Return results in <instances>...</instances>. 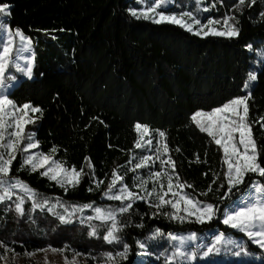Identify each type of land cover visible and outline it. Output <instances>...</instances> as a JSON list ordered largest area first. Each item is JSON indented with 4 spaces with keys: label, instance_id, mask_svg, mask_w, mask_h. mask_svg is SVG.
Instances as JSON below:
<instances>
[{
    "label": "trees",
    "instance_id": "16d2710c",
    "mask_svg": "<svg viewBox=\"0 0 264 264\" xmlns=\"http://www.w3.org/2000/svg\"><path fill=\"white\" fill-rule=\"evenodd\" d=\"M178 1V0H177ZM188 1V0H186ZM9 3L11 29H19L32 42L35 56L33 78H24L12 89L10 98L17 105L31 103L42 109L33 114L40 118L29 124L25 132H34L40 141L39 149L66 162V167H81L85 175L73 188H64L48 177L42 169L32 172L19 168L21 153L13 162L11 178H19L36 191L37 200L51 204L60 200L64 205L92 204L94 207H117L119 201L103 195L112 181L113 173L124 176V182L135 191L133 177L147 178L160 170L159 161L149 168H131L139 158L149 154L147 147L136 148L139 133L135 125H147L154 146L160 141L158 131L165 132V141L175 161L180 180L192 185L185 191L198 199L211 202L219 209L217 217L203 224L194 218L178 222L164 215L165 207L153 217L155 209L145 201H137L130 214L131 223L121 235L131 245L127 260L134 264L139 247L152 229L168 233L234 232L223 224L221 217L239 193L224 200L227 191L224 176L226 164L223 150L207 133L200 131L192 120L197 111H211L229 100L250 93L248 122L261 150L264 162V62L255 67L257 52L264 47V0H245L242 8L238 0H207L209 11L200 18L234 16L239 35L233 38L209 35L197 36L180 25L133 17L129 0H0ZM194 3V1H193ZM177 12V2L168 9ZM219 24V23H218ZM247 45H252L249 49ZM257 79L247 90L249 73ZM27 140L25 141V144ZM198 156V159H197ZM85 157L91 158L94 176ZM135 157V159H133ZM131 161V163H129ZM207 174V175H205ZM215 174V176H214ZM219 176V179H216ZM103 183L97 188L93 180ZM216 181L213 183V181ZM254 182L264 183V177L248 174L239 186L248 191ZM224 187L220 188L219 185ZM120 185H117V187ZM149 184V189L151 188ZM211 186L212 191L208 192ZM91 187L93 191L87 189ZM207 192V195L201 193ZM16 197L0 202V256L34 253L49 246L70 258L74 252L86 258V264H104L103 252L120 250V245L103 240L106 225L98 226L99 238L89 235L86 224L79 223L81 213L73 223L62 224L47 211L31 210V200L25 197V213L19 215L14 206ZM93 208L83 215L93 216ZM138 209V212L136 211ZM57 212L64 209L58 207ZM126 215L123 219L127 220ZM143 224L140 228L136 225ZM248 248L262 249L246 240ZM14 249L5 251V247ZM5 264H20L7 260ZM150 264H162L153 261ZM209 264V263H190ZM217 264H264L258 262H225Z\"/></svg>",
    "mask_w": 264,
    "mask_h": 264
},
{
    "label": "snow or ice",
    "instance_id": "6c2138e0",
    "mask_svg": "<svg viewBox=\"0 0 264 264\" xmlns=\"http://www.w3.org/2000/svg\"><path fill=\"white\" fill-rule=\"evenodd\" d=\"M167 2L168 0H150V6L140 10L139 16L153 20L155 23L169 22L180 25L197 36L207 37L213 35L233 38L239 35V29L236 24H229V20L235 21L234 16L223 18V29H218L214 25L220 23L219 20L206 18L202 23L201 19L191 11H185L179 15L175 12L168 14L164 10ZM255 3L256 0H251V4ZM244 4L245 0H238L236 7L242 8ZM11 7L9 3L0 2V30H4L7 34V41L3 44L2 51H0V202L12 200L16 196L14 202L15 210L19 215L23 216L25 213V197H28L31 200L32 211L47 209L62 224L73 223V218L79 212L81 213L79 223L86 224L90 229L89 235L97 238H99L98 226L93 224L92 221H100L103 225H106L105 234L102 237L103 240L108 244L120 245V250L116 252L106 251L102 253L104 264H121V261L127 260L132 246L125 241L121 233L131 223L130 214L137 201H145L149 207L155 209L152 213L153 217L161 213L165 206H170L171 211L163 214L178 222H184L194 217L196 222L203 224L216 218L219 209L214 203L202 201L195 195L185 191V188L193 186L182 182L179 174L176 173L175 161L169 154L170 149L164 139L165 132L158 131V135L161 138L158 146H153L151 139L142 143L141 141L144 136L149 134L150 129L147 125L140 123L135 125L136 131L141 136L135 146L136 148L147 147L149 151H154L155 156L144 155L140 157L138 162L131 168V171L135 172L137 169L149 168L156 161H159L160 170L150 172L147 178L139 175L133 177L135 188L140 191L130 188L129 184L124 182V176L114 171L112 181L108 184L103 195L110 200L119 201L120 205L117 207L108 206L107 208H102L97 206L93 208L92 204L66 206L60 200L50 205L47 199L37 200L36 191L19 180V178H11L13 162L16 160L18 153L23 156L19 162L20 169L26 166L32 172L43 169L40 175L56 181L65 191L68 190L69 186L77 187L85 175L83 167L79 170H77L75 165L66 167V162L56 159L54 154L57 152V148L53 147L51 154L38 150L40 141L35 139L34 132L26 133L25 128L29 124L36 123V120L40 117L32 114L40 113L42 115V109L31 103L17 105L10 98L11 92L9 89L12 85L7 83L8 78L6 77L9 66L14 64L16 71L31 79L35 60L34 54H24L28 51V45L31 41L27 40L19 29L13 33L5 22L6 18L11 15ZM157 9L161 10L157 11ZM204 10L207 11L208 9ZM132 15L137 16V10H132ZM260 15L264 17V12ZM185 17L188 19H185ZM15 36H18L21 41V46L16 50L15 57L25 62L23 66L14 60ZM247 47L252 49V45H247ZM16 79V76L11 77L13 81ZM256 79L255 73H249V81H255ZM248 86V83L243 85L245 89ZM250 95L248 93L247 95L237 96L208 112L197 111L192 116V120L200 131L207 133L215 144L223 150V161L227 166L224 172L227 191L220 199L229 198L233 194V189H236L239 193L238 200L240 203L223 213V224L243 232L260 249H264V183H253L246 192H240L239 190V186L244 183L248 174H257L260 177H264V162L261 161V150L258 148L251 124L247 119L249 114L247 100ZM26 140L27 143L25 144ZM33 149H37V151H32ZM85 161L90 169V174L94 176L95 167L91 163V158L85 157ZM216 179L218 180L219 176H216ZM93 182L97 185V188L103 183V181L95 179ZM215 182L214 180L213 183ZM150 183L152 186L149 189ZM117 185L120 186L117 187ZM218 187L223 188L224 185L221 184ZM17 190L24 195H18ZM87 190L89 192L93 191L91 187ZM207 191H212L211 186H209ZM201 195H207V192L201 193ZM58 207L64 209L63 213L56 211ZM86 208H93L95 215L85 217L82 213ZM136 211L138 212V209ZM126 215L129 217L127 220L123 219ZM136 226L144 227L143 224ZM166 235L168 240L176 243L171 244L172 250L170 254L165 250V264H185L186 261L196 262L198 260V248L200 246H197V248L187 247L188 242L198 239L196 233L183 236L168 232ZM152 236L153 239L158 241L165 236V233L162 229L157 228ZM0 245H3L2 241H0ZM137 245L141 250H147L148 241H138ZM225 245L233 246L237 249L233 253L236 257L248 254L243 242L228 238L221 232L214 236L213 241L209 245L204 246L205 250L202 252V257L207 259L219 254ZM4 247L5 251L14 252V249L7 248V246ZM67 247L65 245L63 249L51 248V250L53 252L65 251ZM25 255L30 256L32 253H25ZM77 255L79 253L74 252L71 260L65 257V264H77L75 259ZM4 259L7 260V257L5 256Z\"/></svg>",
    "mask_w": 264,
    "mask_h": 264
},
{
    "label": "rangeland",
    "instance_id": "374dc122",
    "mask_svg": "<svg viewBox=\"0 0 264 264\" xmlns=\"http://www.w3.org/2000/svg\"><path fill=\"white\" fill-rule=\"evenodd\" d=\"M193 1H194V3H193ZM176 2H177L178 11L175 12V13H177L178 15L180 13H182V12H185V11H191V12H193V14L195 16H197L198 18H201L203 16V14L205 12H208L209 9H210L209 8L210 5L207 4V0H188V1H186V0H178V1H176V0H168L164 10H166L168 12V14H171V12L168 9L170 7H172ZM148 6H150V0H129L128 11L132 15V10H137L138 15L137 16H133L132 15V16L135 17V18L144 19L143 17L139 16V11L142 10V9L147 8ZM204 9H208V10L205 11ZM159 10H161V9H157V11H159ZM185 19H188V18L185 17ZM146 20H150V19H146ZM204 21L205 20H203L202 23ZM5 22L9 25L8 17L6 18ZM214 26L216 28H218V29H223V24H220V23L218 24L217 23ZM16 30L17 29H12L13 33H15ZM25 37L27 38V40H30V38L28 36L25 35ZM6 41H7L6 32L4 30H0V51H2L3 44L6 43ZM20 46H21L20 38L18 36H15L14 37V60H16V62H19L23 66L25 62L22 61V60H18L15 57V52H16L17 49L20 48ZM24 54L25 55L34 54L33 53L32 42L28 45V51L25 52ZM263 62H264V47L257 52L256 59H255V62H254L255 67L260 66ZM33 69H34V66H33ZM252 73H254V72H252ZM12 76H16L17 79L15 81L11 80ZM6 77L8 78L7 79V83L9 85H12V87H10V89H9L10 92L20 82L21 79L28 78V77L24 76L23 74L19 73L18 71H16V69L14 67V64L9 66V69H8V71L6 73ZM32 78H33V76H32ZM254 82L255 81H249L248 82L249 86H248L247 90L252 86V84ZM205 112H208V111H205ZM147 136L148 135L144 136L143 140L141 141L142 143L144 141L148 140ZM140 139H141V136H140V133H139V140ZM158 144H157V146H158ZM152 145H153V143H152ZM32 151H37V149H33ZM147 155H151V156L154 157L155 153L154 152H150ZM12 179H15V178H12ZM254 183H258V182H254ZM17 193H18V195H24L19 190H17ZM14 197H16V196H14ZM105 198L108 199L107 197H105ZM108 200H110V199H108ZM239 203H240V201L237 199L229 207H227L226 210H231L232 207L237 206ZM165 207H169L170 208V206H165ZM170 210H171V208H170ZM93 215H95V213ZM221 220H223V215L221 217ZM228 227H230V226H228ZM231 229H233V228H231ZM154 230L155 229H152L151 232L147 235V237L144 240L141 241V242H143V241L147 240L148 241V248H147V250H141L139 248V251L137 253L136 260H135L134 264H150L153 261H158V262H161L162 264H165L164 252H165V250H167L168 253L170 254V252L172 250L170 246H171V244L176 243V242L168 240L167 235H166L167 233H165V232H164L165 236L163 238H161L160 240L157 241V240L153 239L152 234H153ZM233 230H234V232H237V233H240V234L236 235L233 232L232 233L231 232H227V233L226 232H222V233H224L228 238H231V239H233L235 241L243 242L245 244V246H246V249H247V253H248L247 255H242L241 257H236L233 253L235 251H237V249H235L233 246L225 245L224 247H222L221 252L219 254L213 255V256H211V257H209L207 259L203 258L202 257V252L205 250L204 246L205 245H209L213 241L214 236L216 234L221 233V231H219V230H214V231H211V232H199V233H196L198 239L195 240V241L188 242L187 247L188 248H197V246H200L198 248V260L196 262H201V263L217 264V263H225V262H228V263H230V262H238V263H242V262H258V263H261V262H263L264 261V249H262L263 253H261L259 251L258 252L255 251L254 249L248 248V246L246 244V240H249V238L246 236V234H244L243 232H240L238 229H233ZM191 233H194V232L173 233V234L188 236ZM249 241L253 245L259 247L258 245L253 243L251 240H249ZM51 248L52 247H48V248H46L44 250L34 252L30 256L29 255L20 256V255H12V254H8V255H5V256L7 257V260H10V261H13V262H17V263H20V264H65V255L61 251L53 252L51 250ZM73 255L74 254H72L71 257L68 258V259L69 260L73 259ZM4 257L0 256V264H5L6 263L7 260H5ZM75 259L77 261V264H86L87 263L86 258L84 256H82V255L75 256ZM196 262L186 261L185 264L196 263Z\"/></svg>",
    "mask_w": 264,
    "mask_h": 264
},
{
    "label": "crops",
    "instance_id": "0c3cea01",
    "mask_svg": "<svg viewBox=\"0 0 264 264\" xmlns=\"http://www.w3.org/2000/svg\"><path fill=\"white\" fill-rule=\"evenodd\" d=\"M177 1V0H176Z\"/></svg>",
    "mask_w": 264,
    "mask_h": 264
}]
</instances>
